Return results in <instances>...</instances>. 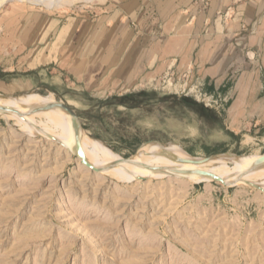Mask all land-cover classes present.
I'll list each match as a JSON object with an SVG mask.
<instances>
[{"label": "rangeland", "instance_id": "374dc122", "mask_svg": "<svg viewBox=\"0 0 264 264\" xmlns=\"http://www.w3.org/2000/svg\"><path fill=\"white\" fill-rule=\"evenodd\" d=\"M107 1L59 0L57 7L42 0L7 1L0 7V51L10 50L6 6L68 15L95 13ZM168 78L148 86L165 96L143 115L137 103L144 98L137 101L133 93L91 96L62 84L0 90V107L12 110H0V264H264V179L195 182L173 170L114 179L34 133L37 113L24 116L13 106L21 98L63 102L77 116L71 120L63 112L75 131L126 160L163 149L201 166L222 161L240 175L264 157V125L248 124L237 137L219 132L210 114L207 122L197 119L198 108L188 109L177 97L204 105L212 95L217 103L207 107L218 109L221 97L197 83L184 89L185 81ZM156 144L164 147H151Z\"/></svg>", "mask_w": 264, "mask_h": 264}, {"label": "crops", "instance_id": "0c3cea01", "mask_svg": "<svg viewBox=\"0 0 264 264\" xmlns=\"http://www.w3.org/2000/svg\"><path fill=\"white\" fill-rule=\"evenodd\" d=\"M93 12L6 6L0 90L62 84L91 96L133 93L144 98L143 115L165 96L148 86L169 77L221 97L220 109L177 97L198 108L197 119L210 114L219 132L263 127L264 0H108Z\"/></svg>", "mask_w": 264, "mask_h": 264}, {"label": "bare ground", "instance_id": "6f19581e", "mask_svg": "<svg viewBox=\"0 0 264 264\" xmlns=\"http://www.w3.org/2000/svg\"><path fill=\"white\" fill-rule=\"evenodd\" d=\"M7 1L12 0H0V7ZM19 1L28 2V0ZM42 1L46 7L59 6V0H48L50 3H48L47 0ZM74 1L85 2L90 0ZM49 98H31L32 102H28L24 98L16 99V101L13 102V106L16 107L17 111L21 110L20 112L24 116L34 115L32 112L37 113L39 119L33 122L32 128H37L38 132L34 133H41L43 135L42 136L40 134L41 137L45 136L47 139L49 138V140L51 138L52 140H56V142L58 141V143L66 146L72 153H75V146L78 144L85 156V159L95 168L99 169V174L101 175H107L108 177L118 180H129L133 176L151 175L152 177H155L158 174H163L165 171L168 172L169 170H173L172 172H175L177 175L191 181L209 182L214 180L213 178L216 177L219 178L220 182L227 185H232L246 180L255 181L256 183V180L261 181L264 179L263 158L253 161L252 164L248 165L240 175H235L231 172L227 165L222 161L210 162L201 166L197 163V161L190 159L185 155H180L163 149H152L140 159H123L112 151L103 148L98 141L85 135V132L81 134L78 131H75L72 125L67 122L68 119H65L64 113H66L71 120V117L73 116L64 109L54 106ZM3 100L5 99L0 97V105L4 102ZM24 102L28 103L23 104ZM262 187L264 188V185Z\"/></svg>", "mask_w": 264, "mask_h": 264}, {"label": "water", "instance_id": "95a60500", "mask_svg": "<svg viewBox=\"0 0 264 264\" xmlns=\"http://www.w3.org/2000/svg\"><path fill=\"white\" fill-rule=\"evenodd\" d=\"M54 105L57 106V107H59V108L64 109L65 111H67L70 115H72V116L76 119L77 116H76L75 112H74L69 106L65 105L63 102H55ZM0 110H1V111H12L11 109H9V108H5V107H0ZM55 141H56V140H55ZM57 143H58V141H57ZM75 156H76L78 159H80L81 164H82L84 167H86L87 169H89V170H91V171H93V172H95V173H99V172H100L99 169L95 168L93 165H91V164L85 159V156H84L82 150L79 148L78 144H76V146H75ZM263 159H264V157H263ZM204 160H207V158L204 159ZM203 174H204V173H203ZM213 179L216 180V181H220L219 178H216V177H214Z\"/></svg>", "mask_w": 264, "mask_h": 264}, {"label": "built area", "instance_id": "2783aa9c", "mask_svg": "<svg viewBox=\"0 0 264 264\" xmlns=\"http://www.w3.org/2000/svg\"><path fill=\"white\" fill-rule=\"evenodd\" d=\"M169 80H171V79H169ZM170 84H171V82H170ZM185 88H186V84H184V89H185ZM204 95H205V94H204ZM212 97H213L212 95L209 96V98L207 99V102H204V105H205V106H211L212 103H214V104L217 103V100H215V99L212 101Z\"/></svg>", "mask_w": 264, "mask_h": 264}]
</instances>
